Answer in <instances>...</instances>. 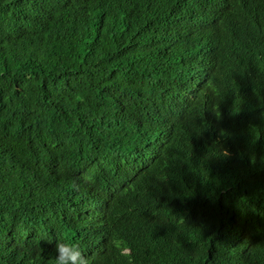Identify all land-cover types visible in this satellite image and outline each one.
Listing matches in <instances>:
<instances>
[{"label": "trees", "instance_id": "obj_1", "mask_svg": "<svg viewBox=\"0 0 264 264\" xmlns=\"http://www.w3.org/2000/svg\"><path fill=\"white\" fill-rule=\"evenodd\" d=\"M58 235L264 264V0H0V264Z\"/></svg>", "mask_w": 264, "mask_h": 264}, {"label": "clouds", "instance_id": "obj_2", "mask_svg": "<svg viewBox=\"0 0 264 264\" xmlns=\"http://www.w3.org/2000/svg\"><path fill=\"white\" fill-rule=\"evenodd\" d=\"M224 155L227 156L228 153L225 151ZM48 242L54 243L55 264H88V258L82 252L80 246L77 243L70 242L67 237L58 235L54 242L52 240ZM109 243L111 247L117 249L120 255H126L125 248L128 246L118 237L114 235L110 238ZM129 264H131L130 258Z\"/></svg>", "mask_w": 264, "mask_h": 264}]
</instances>
